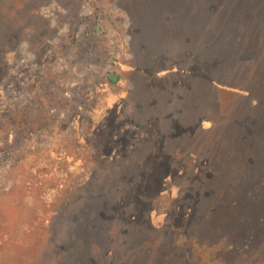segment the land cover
<instances>
[{
  "label": "rangeland",
  "instance_id": "obj_1",
  "mask_svg": "<svg viewBox=\"0 0 264 264\" xmlns=\"http://www.w3.org/2000/svg\"><path fill=\"white\" fill-rule=\"evenodd\" d=\"M0 264H264V0H0Z\"/></svg>",
  "mask_w": 264,
  "mask_h": 264
},
{
  "label": "crops",
  "instance_id": "obj_2",
  "mask_svg": "<svg viewBox=\"0 0 264 264\" xmlns=\"http://www.w3.org/2000/svg\"><path fill=\"white\" fill-rule=\"evenodd\" d=\"M169 118L171 119L172 117L170 116ZM172 119H174V118H172ZM152 122L153 121L151 120L150 124L148 125V127H150V128L153 127V125H152L153 123ZM174 123L175 124H173V126L170 127V129H171L170 131H172V129L178 130V128H180V125L177 124L176 121ZM158 135H160V134H158ZM167 135L171 136L170 133H168ZM158 154H154V157L152 156L153 154H151L150 157H146L145 160H168L169 159V156L165 155V152H159Z\"/></svg>",
  "mask_w": 264,
  "mask_h": 264
}]
</instances>
